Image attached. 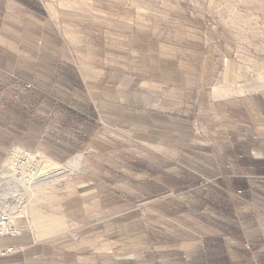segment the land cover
<instances>
[{
    "label": "rangeland",
    "instance_id": "374dc122",
    "mask_svg": "<svg viewBox=\"0 0 264 264\" xmlns=\"http://www.w3.org/2000/svg\"><path fill=\"white\" fill-rule=\"evenodd\" d=\"M34 2L48 26L0 69V174L13 147L84 170L25 192L37 257L0 264H264V184L234 147L264 109V0Z\"/></svg>",
    "mask_w": 264,
    "mask_h": 264
},
{
    "label": "crops",
    "instance_id": "0c3cea01",
    "mask_svg": "<svg viewBox=\"0 0 264 264\" xmlns=\"http://www.w3.org/2000/svg\"><path fill=\"white\" fill-rule=\"evenodd\" d=\"M35 10L40 11V6L34 0H0V69L2 66L8 64L3 60L5 55L10 60L15 58L14 48H18V44L14 36L16 37L20 30L25 29L27 32L33 34L36 28L48 26V23L40 19ZM6 35H13V37L7 38ZM262 96L264 97V95ZM244 110L245 113L243 115L247 117L245 120L247 121L249 117L250 131H254V133L250 134V136L245 134V138L242 137L241 139L237 137L235 140L234 147L238 153L237 156L239 158L237 161L240 167V171L235 174V177L246 179L248 189L252 188L254 191H259L264 184V109H254L251 106V109ZM1 111L2 109H0ZM193 163L191 160L188 161L189 165H193ZM216 166L218 167V172L215 173L216 177L221 178L228 175V165L216 162ZM220 167L225 169H221ZM14 237H12L13 239H9L10 242L5 241V238L0 239V247H14V250L0 256V261L18 263L16 259H20L25 254L24 247L20 243L15 242V240L18 241L19 239ZM30 243L27 246L29 249L25 252H29L33 257H37V252L34 249L36 243Z\"/></svg>",
    "mask_w": 264,
    "mask_h": 264
},
{
    "label": "bare ground",
    "instance_id": "6f19581e",
    "mask_svg": "<svg viewBox=\"0 0 264 264\" xmlns=\"http://www.w3.org/2000/svg\"><path fill=\"white\" fill-rule=\"evenodd\" d=\"M239 89L241 90V88ZM77 170H84L81 154L72 157L63 164H58L42 155H35L20 147H13L0 174V210L10 213L12 220L16 223V217L21 215L18 208L26 199L22 197L26 191L46 186L51 181H57ZM8 186L12 187L8 189V193L7 191L3 193ZM13 203L14 205H12ZM31 223L38 229V236L43 237L51 232L44 229L40 219L32 220ZM18 229L21 230V227Z\"/></svg>",
    "mask_w": 264,
    "mask_h": 264
},
{
    "label": "built area",
    "instance_id": "2783aa9c",
    "mask_svg": "<svg viewBox=\"0 0 264 264\" xmlns=\"http://www.w3.org/2000/svg\"><path fill=\"white\" fill-rule=\"evenodd\" d=\"M11 216L10 213L0 210V239L19 236L21 234L17 224L12 220ZM12 250V247H0V256Z\"/></svg>",
    "mask_w": 264,
    "mask_h": 264
},
{
    "label": "trees",
    "instance_id": "16d2710c",
    "mask_svg": "<svg viewBox=\"0 0 264 264\" xmlns=\"http://www.w3.org/2000/svg\"><path fill=\"white\" fill-rule=\"evenodd\" d=\"M210 242V243H209ZM208 243L210 244L209 246H211V244L213 245L214 243H216L221 249H222V247H221V243H220V241H218V240H210V241H208ZM209 248V247H208ZM224 250V249H223ZM212 252H213V254H214V251L212 250ZM223 251H217V253H220L221 254V261H224V255L226 254L225 253V251L223 252L224 253V255H223V253H222ZM216 253V254H217ZM210 254V253H209ZM215 255V254H214ZM213 261H215V260H213ZM212 263V262H211ZM213 263H219V262H213Z\"/></svg>",
    "mask_w": 264,
    "mask_h": 264
}]
</instances>
